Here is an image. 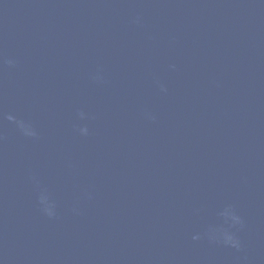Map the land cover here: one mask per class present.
I'll return each instance as SVG.
<instances>
[{"label": "water", "instance_id": "95a60500", "mask_svg": "<svg viewBox=\"0 0 264 264\" xmlns=\"http://www.w3.org/2000/svg\"><path fill=\"white\" fill-rule=\"evenodd\" d=\"M0 264H264V0H0Z\"/></svg>", "mask_w": 264, "mask_h": 264}]
</instances>
